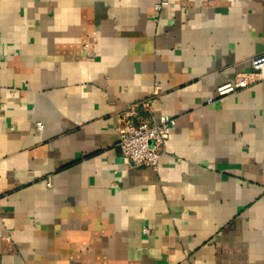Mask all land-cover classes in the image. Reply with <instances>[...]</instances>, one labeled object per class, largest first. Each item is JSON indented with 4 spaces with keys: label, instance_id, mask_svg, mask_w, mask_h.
Instances as JSON below:
<instances>
[{
    "label": "crops",
    "instance_id": "obj_1",
    "mask_svg": "<svg viewBox=\"0 0 264 264\" xmlns=\"http://www.w3.org/2000/svg\"><path fill=\"white\" fill-rule=\"evenodd\" d=\"M263 53L264 0H0V264H264V80L216 94Z\"/></svg>",
    "mask_w": 264,
    "mask_h": 264
},
{
    "label": "built area",
    "instance_id": "obj_2",
    "mask_svg": "<svg viewBox=\"0 0 264 264\" xmlns=\"http://www.w3.org/2000/svg\"><path fill=\"white\" fill-rule=\"evenodd\" d=\"M249 62L251 72L239 74L233 82L217 88L218 97L247 88L254 81L255 75L259 80H264V53L251 58ZM210 102L211 100L208 101ZM151 104L152 101L131 104L118 117V148L132 168L145 167L155 170L164 145L176 126L175 120L167 116H160L156 122L144 118L142 113L149 111ZM37 128L41 129L40 124Z\"/></svg>",
    "mask_w": 264,
    "mask_h": 264
}]
</instances>
